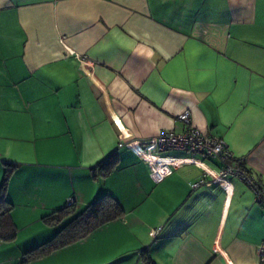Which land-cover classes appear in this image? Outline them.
<instances>
[{
  "label": "crops",
  "instance_id": "obj_1",
  "mask_svg": "<svg viewBox=\"0 0 264 264\" xmlns=\"http://www.w3.org/2000/svg\"><path fill=\"white\" fill-rule=\"evenodd\" d=\"M186 108L264 185V0H0V184L19 164L0 264L50 239L41 218L68 198L105 194L121 218L30 264H146L144 248L152 264H264V206L244 181L192 188L203 169L184 160L219 163L174 149L158 156L180 163L150 177L137 149L182 132Z\"/></svg>",
  "mask_w": 264,
  "mask_h": 264
},
{
  "label": "built area",
  "instance_id": "obj_2",
  "mask_svg": "<svg viewBox=\"0 0 264 264\" xmlns=\"http://www.w3.org/2000/svg\"><path fill=\"white\" fill-rule=\"evenodd\" d=\"M177 118L185 126L182 132L163 130L150 137L145 146L137 149L141 159L148 167L150 177L155 182H159L171 172V166L180 163L174 158L159 157L158 153L164 150H182L189 155L200 154L203 158L216 160L219 164L216 167H210L202 160H184L203 169L202 175L191 184L192 188H197L206 181L218 184L225 182L230 177H236L251 188L256 201L264 206V185L242 166V160H237L235 163L231 162L234 157L226 142L220 137L203 133L196 128L192 123L189 108L182 110ZM72 203H75V200L71 197L68 198L66 204ZM158 232L159 228L151 230L150 235L155 237ZM257 255L264 258V243L258 246Z\"/></svg>",
  "mask_w": 264,
  "mask_h": 264
},
{
  "label": "trees",
  "instance_id": "obj_3",
  "mask_svg": "<svg viewBox=\"0 0 264 264\" xmlns=\"http://www.w3.org/2000/svg\"><path fill=\"white\" fill-rule=\"evenodd\" d=\"M117 163V155H112L108 160L98 163L92 169L93 177L107 175L117 166ZM3 165L4 171L0 184V239L11 241L16 237L17 229L11 218L12 204L6 198V189L11 175L19 164L4 162ZM123 215L124 209L110 194H105L81 208L77 207L76 202L66 204L42 216L41 219L46 225L57 227L56 232L47 241L25 250L16 264H30L58 249L74 244ZM142 255L146 264H152L146 254V248L142 249Z\"/></svg>",
  "mask_w": 264,
  "mask_h": 264
}]
</instances>
